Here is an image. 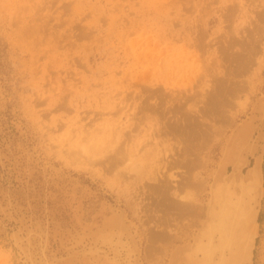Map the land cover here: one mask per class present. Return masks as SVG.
<instances>
[{
  "label": "rangeland",
  "instance_id": "374dc122",
  "mask_svg": "<svg viewBox=\"0 0 264 264\" xmlns=\"http://www.w3.org/2000/svg\"><path fill=\"white\" fill-rule=\"evenodd\" d=\"M228 148L264 264V0H0V264H187Z\"/></svg>",
  "mask_w": 264,
  "mask_h": 264
},
{
  "label": "bare ground",
  "instance_id": "6f19581e",
  "mask_svg": "<svg viewBox=\"0 0 264 264\" xmlns=\"http://www.w3.org/2000/svg\"><path fill=\"white\" fill-rule=\"evenodd\" d=\"M185 123V118H179L176 121L175 127H181V125H183L182 128L185 129ZM196 136V131L195 133L191 132L189 139L195 140ZM237 144V151H235L236 149L233 150L228 148V154L226 153L227 156H224L227 162L225 165H222L217 172L219 177H217L216 184L211 193L212 198L207 209L205 221L201 218L203 213H201L200 210L202 208L197 207L196 204L188 205L182 202L183 200L179 202V199L177 201L170 200L167 205L161 202L165 204L166 209L168 207L167 211H175L181 216L186 214L190 217H194V224L197 226V229L199 228L198 233H195V243L193 247L186 252L185 261L187 264H252L253 262L252 255L259 212L258 200L260 197L259 191L261 185L260 170L259 167L255 165L249 171V175L243 176L239 164L231 175L226 172L229 165L228 159H230L228 155H233V151H235V153H242L243 144L240 142ZM190 149H192V147H190ZM123 151L124 153L122 152V154L129 153L128 148L123 149ZM120 152L121 150L117 154ZM186 163L189 165L194 163V161H186ZM141 169H147L146 171H148L150 169L149 161L148 163L145 162ZM155 181H158V179H155ZM153 189H155L154 191L158 190L165 196L170 194V187L164 183L158 184V186ZM157 203L161 204L160 202ZM161 206L164 207L163 205ZM162 207H160V210ZM161 213L163 214V212ZM102 237H104L102 241L103 244L113 247L115 260L110 259L111 264L134 263L133 255L135 248H132V244L123 242L121 236L117 237V234L110 232V230ZM87 250L83 251L81 254L86 255L88 253H94L93 256L100 257L99 253L102 252L99 251V248L96 249L95 246ZM122 254L124 257L121 256ZM103 259L105 258L103 257ZM37 263L43 264L40 257Z\"/></svg>",
  "mask_w": 264,
  "mask_h": 264
}]
</instances>
